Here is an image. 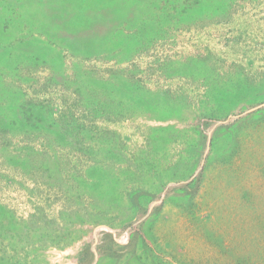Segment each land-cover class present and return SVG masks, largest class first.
I'll return each instance as SVG.
<instances>
[{
  "label": "rangeland",
  "instance_id": "rangeland-1",
  "mask_svg": "<svg viewBox=\"0 0 264 264\" xmlns=\"http://www.w3.org/2000/svg\"><path fill=\"white\" fill-rule=\"evenodd\" d=\"M0 264H264V0H0Z\"/></svg>",
  "mask_w": 264,
  "mask_h": 264
},
{
  "label": "bare ground",
  "instance_id": "bare-ground-1",
  "mask_svg": "<svg viewBox=\"0 0 264 264\" xmlns=\"http://www.w3.org/2000/svg\"><path fill=\"white\" fill-rule=\"evenodd\" d=\"M177 63V62H176ZM183 67V66H182ZM184 68V67H183ZM184 71V73H185V69L183 70ZM182 71V72H183ZM187 72H188V70H187ZM178 73H180V72H178ZM187 74V73H186ZM207 82V81H206ZM210 90V89H209ZM222 92V91H221ZM220 95V94H219ZM227 95V94H226ZM234 95V94H233ZM211 96V98H212V95H210ZM232 97V96H231ZM221 98H223V97H221ZM213 99V98H212ZM227 99V98H226ZM166 118V117H165Z\"/></svg>",
  "mask_w": 264,
  "mask_h": 264
}]
</instances>
